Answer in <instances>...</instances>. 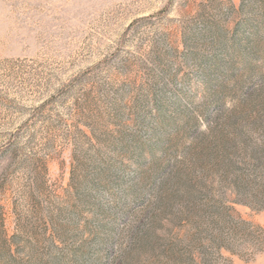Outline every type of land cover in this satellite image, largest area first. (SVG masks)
I'll return each mask as SVG.
<instances>
[{"label": "rangeland", "instance_id": "rangeland-1", "mask_svg": "<svg viewBox=\"0 0 264 264\" xmlns=\"http://www.w3.org/2000/svg\"><path fill=\"white\" fill-rule=\"evenodd\" d=\"M0 264H264V0H0Z\"/></svg>", "mask_w": 264, "mask_h": 264}]
</instances>
